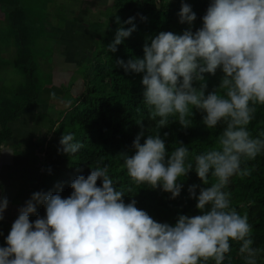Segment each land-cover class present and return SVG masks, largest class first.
<instances>
[{
  "label": "clouds",
  "instance_id": "obj_1",
  "mask_svg": "<svg viewBox=\"0 0 264 264\" xmlns=\"http://www.w3.org/2000/svg\"><path fill=\"white\" fill-rule=\"evenodd\" d=\"M179 17L191 25L195 13L183 4ZM133 19L123 22L130 27L116 29L108 49L115 52L135 30ZM142 50V58L117 63L125 72L143 74V104L155 127L143 143V133L137 134L134 154L119 157L121 167L134 185H159L170 199L180 194V178L194 170L207 185L198 195L197 185L188 187L199 214H178L172 225L157 222L134 200L125 203V190L116 186L104 163L73 179L67 197L32 193L0 246V264H231L230 242L239 243L243 264L264 261V249L254 246L247 213L237 212L227 190L233 176L250 174L242 162L264 153V130L253 136L248 129L257 106L264 105V0H210L195 32L160 31L146 39ZM218 68L219 82L205 94L203 74ZM193 108L202 111L206 128L222 126L215 144L196 153L194 161L182 143L166 153L159 135L172 120L190 126ZM59 143L58 151L69 155L82 147L72 132L62 134ZM210 176L215 178L211 183ZM38 204L45 214L30 221ZM6 206L7 198L0 197V218Z\"/></svg>",
  "mask_w": 264,
  "mask_h": 264
},
{
  "label": "trees",
  "instance_id": "obj_2",
  "mask_svg": "<svg viewBox=\"0 0 264 264\" xmlns=\"http://www.w3.org/2000/svg\"><path fill=\"white\" fill-rule=\"evenodd\" d=\"M209 3L210 0H112L103 19L97 22L89 21L88 30L95 34L93 42H96L90 53L91 66L79 71L80 87L77 88L76 94L72 92L75 77L70 75L71 79L63 80L67 83L63 86L64 93L61 96L66 104L65 108L57 110L56 116L49 120V127L45 129L38 146L25 145L30 161L33 158L28 155L31 150L39 157L36 161L38 171L35 178L24 177L19 182L15 198L4 210L0 218V246H5V237L13 221L32 193L51 191L59 192L62 198L67 197L72 192L70 183L73 179L78 175L86 177L92 167L102 166L104 163L109 165V174L114 178L116 186L125 190L122 197L125 203L134 200L138 209H143L157 222L172 225L178 214H199L195 207V197H190L188 187L197 185L195 192L198 195L200 187L207 185L202 183L194 170H189L180 178V194L170 199V193L162 191L159 185L155 188L150 185H134L121 167L122 160L119 157L134 154L133 140L138 133H143L140 136V143H143L146 136L151 134L155 122L149 118L148 110L143 104V74L125 72L117 61L126 62L133 57L142 58L146 39L160 31L181 34L190 28L195 32L202 26V16ZM183 4L189 5L195 13L191 25L180 22L179 11ZM0 7L5 14V21L14 33L7 38L15 49L13 63L5 62L3 67L5 70H18L22 79L21 83L14 87L3 83L7 79L2 81L0 77L1 155L4 144L12 135L10 123L18 119L28 105H49L58 95H50L53 93L48 92L51 87L48 88L42 77L36 73L39 61L34 57L36 44L32 35L38 34L31 28L34 25L28 12L19 0H0ZM128 17L134 18L136 28L113 52L107 45L114 39L118 27H130L123 23ZM1 53L0 47V65L4 63ZM11 64H14V68ZM53 71L51 76L54 79ZM203 75L207 94L218 84L222 73L218 68L214 74ZM193 86L199 87V82L193 81ZM192 113L190 126L182 127L178 121L172 120L167 126L159 129V135L165 141L166 153H170L175 146L182 143L190 150L188 159L194 161L196 153L215 144L222 126L208 129L202 123V111L193 108ZM248 129L253 136L264 130V105L257 106L255 118L250 121ZM67 132H72L74 139L82 143V147L74 155L58 151L61 148L60 137ZM245 166L250 169V174L243 177L233 176L227 190L231 193L232 206L237 212H246L248 215L254 246L264 249V153L252 160L243 161L241 167ZM214 179L210 176L209 183ZM96 183L100 186L101 178H98ZM129 187L131 191H128ZM44 214V206L38 204L35 212L29 215V220H35L38 215L42 217ZM230 243L231 264H243L237 253L239 243ZM207 264L212 262L208 261ZM224 264L229 262L225 261ZM260 264H264V261Z\"/></svg>",
  "mask_w": 264,
  "mask_h": 264
},
{
  "label": "rangeland",
  "instance_id": "obj_3",
  "mask_svg": "<svg viewBox=\"0 0 264 264\" xmlns=\"http://www.w3.org/2000/svg\"><path fill=\"white\" fill-rule=\"evenodd\" d=\"M19 1L22 7L25 8L26 12H28L30 20L34 25L31 27L32 30L36 31L38 34L32 35L36 44L34 57L39 61L36 73L38 76L42 77L44 84L48 88H52H50L48 92H53L58 95L57 99L52 100L49 105L36 107V113L31 111L27 114L28 117L36 119L35 122L37 124H33L32 128L34 129L36 126V129L32 130V135L36 134L34 141L39 144L43 135H41L40 139L37 137V131L39 133V128H42L45 132V129L49 127L48 119L55 117L57 110H63L65 108L66 104L62 101L61 96L64 93L63 86L67 83L66 81L63 82V80L69 79L70 75L75 77V86L72 92L73 94H76L77 88L80 87V80L78 77L79 71L90 68V53L92 52L91 50L94 49L96 42H93L95 34H91L88 30V23L89 21L97 22L99 19H103L108 6L111 4V0ZM0 35H3L4 42L8 40L7 37L9 35H14L9 24L5 21L4 15L0 17ZM0 46L1 51L8 50L6 45L1 44ZM8 53V57H6L7 59L4 58V63L0 65V77H2V81L4 78L7 79L3 83L15 87L21 83L22 79L18 70L15 71V69L11 70L9 68L5 70L3 67L5 62L13 63L14 61L13 57L15 55V49L10 48ZM62 53L63 56H61ZM74 63L78 64L74 65ZM11 66L14 68V64H11ZM52 71L54 73V79L51 76ZM54 81H56V83H54ZM42 115H44V118H42ZM26 144L27 143L25 142L17 144L15 146L16 150L22 152V149L26 148V146H24ZM29 154L33 156V159L38 161L39 157L37 154L34 156V151L29 152ZM17 156L22 158L20 155ZM18 168L20 171L21 167H19L18 164L12 166L10 168V171H12L11 175L14 173V169L18 171ZM19 174L21 173L19 172Z\"/></svg>",
  "mask_w": 264,
  "mask_h": 264
},
{
  "label": "crops",
  "instance_id": "obj_4",
  "mask_svg": "<svg viewBox=\"0 0 264 264\" xmlns=\"http://www.w3.org/2000/svg\"><path fill=\"white\" fill-rule=\"evenodd\" d=\"M111 2H112V0H111ZM3 15L5 18V14L3 13L2 8L0 7V17ZM2 39H3V35H0V43L9 47L8 50L2 51V53H1V55L4 58H6V57H8L9 49L13 47V43H10L6 39H5L6 42H4V39L3 40ZM61 56H63V53L61 54ZM60 62H61V59H60ZM74 64H78V63H74ZM65 65H68V64H65ZM36 107H42V105H36V104L28 105L21 112L20 117L18 119H16L14 122H11L10 126H11V130H12V135L7 140V142L4 144L2 154L0 155V197H6L7 198L6 208L8 207V204L12 203L13 199L15 198L19 182H21V180L24 177H27L29 179L35 178L36 173L38 171V165H37L36 160L32 158L30 161V159L26 155V153H27L26 148L27 147H36L40 144V143L37 144L34 141V138H36V134L32 135V130L36 129V126L34 129H32L33 124L36 123L35 122L36 119L30 118L27 115L31 111L33 113L34 112L36 113ZM42 118H44V115H42ZM49 119H48V123H49ZM12 124H14V125H12ZM43 132L44 131L42 128H39V133L37 131V137L39 139H40L41 135L43 134ZM21 142H23V143L25 142L28 145L25 149H22V151H24L23 153L16 150V147H15L17 144H19ZM31 151H33V150H31ZM31 151H29V152H31ZM17 155L22 156V158L18 157ZM28 155L30 156V154H28ZM34 156H35V154H34ZM17 164L19 165V167H21L20 171H19V168H18V171L16 169H14V173L11 175L12 171H10V168L12 166L17 165ZM19 172L21 174H19Z\"/></svg>",
  "mask_w": 264,
  "mask_h": 264
}]
</instances>
